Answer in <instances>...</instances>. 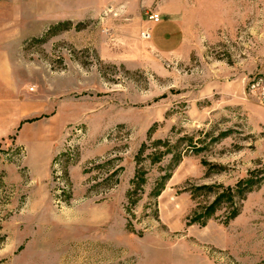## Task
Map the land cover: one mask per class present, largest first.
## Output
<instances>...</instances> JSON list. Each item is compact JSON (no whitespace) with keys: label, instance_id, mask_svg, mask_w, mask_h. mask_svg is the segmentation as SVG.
<instances>
[{"label":"rangeland","instance_id":"1","mask_svg":"<svg viewBox=\"0 0 264 264\" xmlns=\"http://www.w3.org/2000/svg\"><path fill=\"white\" fill-rule=\"evenodd\" d=\"M22 2L0 264H264V0Z\"/></svg>","mask_w":264,"mask_h":264},{"label":"crops","instance_id":"2","mask_svg":"<svg viewBox=\"0 0 264 264\" xmlns=\"http://www.w3.org/2000/svg\"><path fill=\"white\" fill-rule=\"evenodd\" d=\"M22 1L23 0H0V53L7 55L11 47H15L16 50H19L20 45L29 37L38 35V32L27 34V30L21 28V20L18 17L20 15L18 14L15 16L13 13L19 12V7L23 5ZM5 11H8V13H5ZM175 26H178V24L174 22L171 27L174 28ZM167 34L162 36L163 41L166 39L169 42H178L179 46L183 44L182 31L179 35L173 34V32H168Z\"/></svg>","mask_w":264,"mask_h":264},{"label":"built area","instance_id":"3","mask_svg":"<svg viewBox=\"0 0 264 264\" xmlns=\"http://www.w3.org/2000/svg\"><path fill=\"white\" fill-rule=\"evenodd\" d=\"M150 19L155 22H158L160 20L157 14L150 16ZM147 38H149V35L147 36Z\"/></svg>","mask_w":264,"mask_h":264}]
</instances>
